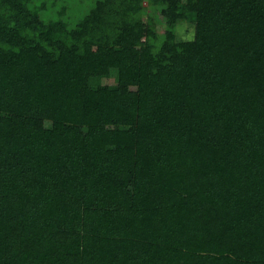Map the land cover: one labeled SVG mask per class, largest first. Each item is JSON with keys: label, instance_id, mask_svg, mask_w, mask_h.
<instances>
[{"label": "trees", "instance_id": "1", "mask_svg": "<svg viewBox=\"0 0 264 264\" xmlns=\"http://www.w3.org/2000/svg\"><path fill=\"white\" fill-rule=\"evenodd\" d=\"M0 1V264H264V0Z\"/></svg>", "mask_w": 264, "mask_h": 264}, {"label": "rangeland", "instance_id": "2", "mask_svg": "<svg viewBox=\"0 0 264 264\" xmlns=\"http://www.w3.org/2000/svg\"><path fill=\"white\" fill-rule=\"evenodd\" d=\"M38 1H39L38 4L39 6L41 5L42 2L47 4V10H44V12H42L43 15H41V19L44 21H46L47 18L48 19L52 18L53 20H56L58 16L57 8L60 6L54 7L52 5L53 0H38ZM66 1H67V5L70 8L67 14V18H69L70 20L69 21L70 26H68V28L71 29L80 19H82L84 15L88 14L93 9L97 0H66ZM1 8L2 6L0 1V11L2 12ZM7 12L6 14L2 13V15L4 16L2 17L4 19L5 17H9V18L12 17V15H14L15 13V12L14 13L11 12L7 13ZM1 24L2 22L0 21V25ZM158 30L160 36L163 35L166 31L162 23H159ZM178 30H179V38L181 41L192 42L194 40L195 27L193 25L182 24ZM158 113L163 114L168 118H174L176 116L183 115L184 111L181 109H168L158 105H145V104L139 105V116L143 118L155 116ZM61 134H62V126L59 123H57L54 125V135L56 138H61ZM144 135H145V129L143 127L138 128V136L142 138L144 137ZM81 156H82L81 150H73V151L65 152L62 158H63V162L68 164L74 160L80 159Z\"/></svg>", "mask_w": 264, "mask_h": 264}]
</instances>
